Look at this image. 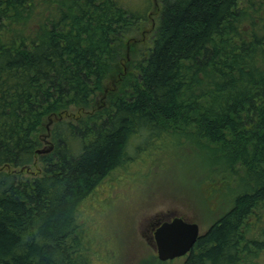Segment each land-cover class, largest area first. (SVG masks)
I'll return each mask as SVG.
<instances>
[{
  "label": "trees",
  "instance_id": "16d2710c",
  "mask_svg": "<svg viewBox=\"0 0 264 264\" xmlns=\"http://www.w3.org/2000/svg\"><path fill=\"white\" fill-rule=\"evenodd\" d=\"M142 1L0 0V264H92L80 203L164 132L241 186L182 264H264V0H158L133 61Z\"/></svg>",
  "mask_w": 264,
  "mask_h": 264
},
{
  "label": "rangeland",
  "instance_id": "374dc122",
  "mask_svg": "<svg viewBox=\"0 0 264 264\" xmlns=\"http://www.w3.org/2000/svg\"><path fill=\"white\" fill-rule=\"evenodd\" d=\"M131 1L145 8L142 0ZM153 1L140 30L157 22L160 7ZM153 28L136 41L130 60L138 61L150 47ZM168 133L154 140L144 133L137 136L138 148H128L130 160L103 177L80 203L78 216L92 264H182L184 255L155 258L146 240L149 224L180 216L202 232L233 204L240 182L225 172L221 157L188 137Z\"/></svg>",
  "mask_w": 264,
  "mask_h": 264
},
{
  "label": "water",
  "instance_id": "95a60500",
  "mask_svg": "<svg viewBox=\"0 0 264 264\" xmlns=\"http://www.w3.org/2000/svg\"><path fill=\"white\" fill-rule=\"evenodd\" d=\"M198 234L199 227L195 222L179 216L159 223L153 234L157 258L166 260L186 254Z\"/></svg>",
  "mask_w": 264,
  "mask_h": 264
},
{
  "label": "flooded vegetation",
  "instance_id": "af4514ba",
  "mask_svg": "<svg viewBox=\"0 0 264 264\" xmlns=\"http://www.w3.org/2000/svg\"><path fill=\"white\" fill-rule=\"evenodd\" d=\"M148 16H149V14H148ZM152 28H153V21H151V26L148 29H145V27H144L141 30V32L144 35L145 32H147V31H150L151 32ZM173 217H176V216H164L163 218H158L155 221H153L151 224H149V228L147 229L148 234H147L146 240L149 243V245H151L152 249L155 251L154 256H156L155 241L153 239L154 230L156 229V227H157V225L159 223H161L163 221L170 220Z\"/></svg>",
  "mask_w": 264,
  "mask_h": 264
}]
</instances>
